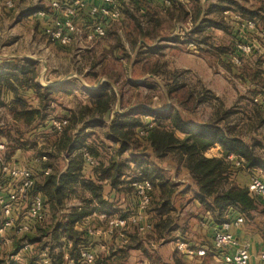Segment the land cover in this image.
<instances>
[{"label": "rangeland", "instance_id": "rangeland-1", "mask_svg": "<svg viewBox=\"0 0 264 264\" xmlns=\"http://www.w3.org/2000/svg\"><path fill=\"white\" fill-rule=\"evenodd\" d=\"M64 1L68 5L69 0ZM121 1L118 2L119 16L104 18L105 33L93 40L87 37L90 26L82 27L74 22L77 11L69 16L80 32L74 35L72 43L62 44L46 32L53 18L61 21L66 18L62 8L51 7V0H0V53L33 60L42 74V84L49 82L50 71L84 74V83L91 87L101 77L100 85L106 82L115 91L112 110H145L140 116L143 122L163 111L155 112L154 108L167 103V109L179 110L194 125L217 119L220 125H227L256 141L260 137L264 142V124L258 126V117H264V108L255 100L264 92V28L258 17L248 15L250 11L264 14V0H187L183 3L170 0V4L161 0L165 6L172 5L170 8L156 1L148 5L150 0H128L129 5L133 4L130 8ZM238 6L247 12L242 13ZM248 21H253V27L247 26ZM240 45L252 48L244 52L238 48ZM76 93L77 96L63 95V104L76 107L82 103L85 94ZM137 104L147 107L139 108ZM49 115L54 120L63 114L50 112ZM47 131L41 129L34 135L37 147L47 144L45 139L51 135ZM86 132L94 133L98 142L103 140L108 152L115 148L105 140L104 129L93 127ZM33 151L29 147L16 157L26 163ZM230 156L234 161L236 156ZM179 178L184 179L182 175ZM114 206L120 212L123 202ZM94 214L86 223L88 227L103 224ZM27 233L8 235L9 242L0 238V260L16 264L44 261L45 251L37 252V244L29 243ZM24 243L29 244L28 249H23ZM127 253L123 257L120 254L121 264L142 263L140 253L130 251L134 256L129 259ZM35 256L38 257L34 259Z\"/></svg>", "mask_w": 264, "mask_h": 264}, {"label": "trees", "instance_id": "trees-1", "mask_svg": "<svg viewBox=\"0 0 264 264\" xmlns=\"http://www.w3.org/2000/svg\"><path fill=\"white\" fill-rule=\"evenodd\" d=\"M238 8L242 13L247 12L242 6ZM262 10L264 12V7ZM248 15L258 17L264 28V14L250 11ZM37 73L33 60L21 58L0 63V96L4 90L14 93L9 107L14 122L0 127V136L8 142L4 156L6 162L10 161L16 148L27 146L33 148L36 155L46 156L43 168L50 167V172L38 180L34 178L32 191L42 197L46 214L48 209L49 214L37 222L34 231H29L27 235L30 236L29 243L37 244V252L44 250L50 256V264H64L65 252L76 258L80 249L88 246L86 231L77 230L75 224L105 206L103 181L118 192L133 191L130 182L122 180L129 172L135 174L134 180H148L152 188L159 191L151 207L159 218L155 223L159 234L172 222L175 207L171 202L177 189V184L163 173V167L173 169L177 176L186 175L188 183L194 187L195 197L211 213L215 225L232 219L230 210L242 213L244 219L252 217L258 206V197L250 196L247 186L233 183V169L254 171L264 168L262 139L256 141L245 137L227 125H220L217 119L194 125L186 121L179 110L170 109L157 112L147 122L140 119L145 110L128 109L114 113L107 124L103 119L112 110L116 94L111 85L104 82L95 90L80 85L88 96L69 110V115L64 118L66 124L60 131L51 125L47 129L51 134L45 139L47 144L36 148L35 141L28 139L29 131L34 123L42 122L49 116L48 106L53 100L51 89L34 81ZM19 88H30L36 93V107L28 105ZM80 122L84 123L83 126L73 133ZM263 124L264 117H258V126ZM93 127L105 130L104 138L116 144L114 151L108 152L104 141L98 142L94 133H83L85 128ZM141 130L145 134L141 135ZM216 145L220 147V157L206 156L205 152ZM124 154L129 157H123ZM85 155L92 157V165L86 163ZM230 155L236 156L234 160L241 165L236 167L234 161L228 160ZM65 159L66 166L61 170ZM85 164L91 166L94 180L84 178ZM71 199L77 200L80 205H67ZM8 232L11 237L20 236ZM0 264L16 263L0 260ZM25 264H31V261Z\"/></svg>", "mask_w": 264, "mask_h": 264}, {"label": "crops", "instance_id": "crops-1", "mask_svg": "<svg viewBox=\"0 0 264 264\" xmlns=\"http://www.w3.org/2000/svg\"><path fill=\"white\" fill-rule=\"evenodd\" d=\"M152 1L159 2L160 5L170 8L171 6H165L161 0H150V2H147L148 5L152 3ZM186 2L187 0H181L178 1L180 3ZM70 2V0H69ZM83 6L77 10L76 16L74 17V22L77 25H80L82 27H88L89 24L92 22V16L89 14V8L93 5H99L100 3L94 1V0H82ZM176 2V0H175ZM122 4L130 6V8L133 6V4L129 5L128 0H122ZM147 5V6H148ZM121 5V10H122ZM145 7V11H147ZM122 14V12H121ZM85 47V48H89ZM82 48V49H85ZM7 56L0 53V63L6 60H17L21 59L19 55H10V57H7L9 59H6ZM181 68L189 69L187 67L180 66ZM47 75L49 76V82L47 84H42L40 80L42 79V74L39 72L37 73L34 81L41 86L48 87L53 92L52 99L50 101V104L48 106V109L50 112L56 113L59 112L63 115L60 116L59 119H64L69 115V110L74 108L63 104L62 96L63 95H74L77 96L76 92H80L82 94H85V98L88 96L85 90H82L79 86L82 85L87 89L95 90L100 85L99 81L102 80V78H98L96 84L94 86H88L85 84L86 76L84 74L76 75L74 73H68V74H62L61 72H48ZM112 84V83H111ZM21 94L23 92L24 97L26 98V101L28 105L32 107H36L38 103V98L36 93L28 88L25 90H22L19 88ZM115 92V91H114ZM60 96V97H58ZM14 93L10 90H4L2 91V94L0 96V100L2 104L0 105V127H5L6 125L13 123L14 120L12 119L11 113L9 112V107L11 105V102L13 100ZM83 100V101H84ZM139 108H145L146 105L143 104H137ZM168 104L160 106L159 108H154L155 110H166L168 108ZM118 108V105L116 104V109ZM121 113L119 111L111 110L110 115H105L104 121L108 124L111 119L113 118L114 113ZM156 112V111H155ZM52 116L49 115L45 120L42 122H36L34 123L32 130L29 131L28 139L37 142L33 139L34 135L37 134L41 129L47 130L51 128L52 125ZM83 122H80L76 125V128L73 130V133H76L79 131V129L83 126ZM87 129L83 131V133L86 132ZM181 136V135H179ZM260 138V137H258ZM105 140L109 141L113 146L116 147V144L112 142V140H108L105 138ZM0 143L4 145V151L3 155L5 156V153L7 152V145L8 142L5 137L0 136ZM37 144V143H36ZM264 144V142H263ZM38 146V144H37ZM36 146V148H38ZM40 147V146H39ZM29 148L28 146L26 148H16L13 151V155L10 156V161H7L8 163L12 165H24L29 166L31 168L32 173L34 174L35 180H38L40 176L46 175L44 174V170L46 168L49 169L50 167H44L43 163L46 160L41 159L42 155H36L33 151V154L28 157V162L23 163V161H19L16 157L17 153H19L22 150H25ZM113 148V147H111ZM115 148L112 150L114 151ZM205 155H209V157H220V147L216 145L214 148L212 147L210 150H208ZM41 156V157H40ZM125 157H129L127 154ZM37 158V160H34ZM232 157H228V160H232ZM67 160L62 164L61 170H63L66 166ZM164 171L163 173L165 175L169 176V179L171 182H174L177 184V189L174 192V195L172 197V206L175 207V211L173 214V219L170 224V226L165 229L162 233H157L155 230V223L158 221V216H156L155 212L151 209L153 205V200L157 199L158 195V189L152 188L151 190V202L149 206L142 211L144 214L143 217L137 221L136 223H129L126 229V235L128 241L123 244L119 240V238L115 237H92L88 236L86 244L95 254L96 264H121L122 259L121 257L125 255V251H128L127 256L128 259L131 256H134V253H129L132 250L137 251V253L142 255V263L141 264H215L216 259L214 255L211 253H207L205 256H197L194 255H187L183 252L179 251L176 248V242L179 240L186 241L188 245H191L193 247H212V235H213V229L215 227V222L213 221V218L211 216V213L203 208L201 203L197 200V198L194 195L193 186H190L187 179L185 178L186 175H182L184 179H186L185 183L183 182L184 179L179 178L180 176H177L173 173V169L163 167ZM234 175L232 178V181L234 184L239 186H247L249 182V178L251 176V173L258 174L259 179L264 182V168H258L257 172L246 170V169H238L234 168ZM133 172H129L126 175L122 177V180L125 182H130L135 174H132ZM83 175L86 179H92L94 180L95 176L91 170V166L88 164H85L83 167ZM103 194L102 197L106 201V204L104 207L99 208L98 210L94 211L92 214H98V215H104L103 217H97L103 224L99 225V228H105L107 224V219L112 216H124L129 211L131 213L138 212V202L137 198L133 194H129L128 192H118L112 186L107 182L103 181ZM184 192V194L180 195V193ZM123 202V208L122 211L117 212L114 204H119ZM67 205H80V203L77 200H69L67 202ZM24 207H17L14 210L15 214H18L19 216L23 213ZM46 214L48 217L49 209ZM122 213V214H120ZM230 217H237L238 215H242V213H239L238 211H229ZM91 216V215H90ZM89 215L87 216V221L89 220ZM258 216V217H257ZM264 198L258 197V209L252 212L251 218L244 219V222L239 227H233L231 229V232L233 235L241 242L247 245L248 253H249V259L247 264H264ZM46 217V218H47ZM244 217V216H243ZM82 222V221H81ZM81 222L77 225L75 224V228L77 230H81ZM36 224V223H35ZM35 224L33 225L32 231H34ZM150 224L151 228L149 229H139L140 226ZM9 232L7 231L5 233V238L8 237ZM85 243V242H84ZM101 258L99 257V255ZM46 255L47 262L49 261L50 264V256ZM126 256V257H127ZM106 258V259H105ZM125 258V257H124ZM110 260V261H108ZM140 260V259H139ZM108 261V262H107ZM130 263V260H128ZM131 264H140L137 261H132Z\"/></svg>", "mask_w": 264, "mask_h": 264}, {"label": "built area", "instance_id": "built-area-1", "mask_svg": "<svg viewBox=\"0 0 264 264\" xmlns=\"http://www.w3.org/2000/svg\"><path fill=\"white\" fill-rule=\"evenodd\" d=\"M99 5H93L89 8V14L92 16L93 21L89 25V40L103 36L105 29L103 26V19H116L119 16L118 2L120 0H94ZM165 4H170V0H163ZM53 9L64 10L66 18L63 21L53 18L52 24L47 27L46 32L52 39H57L62 44L72 43L75 39L74 35L80 32L77 26L72 22L74 13L83 6L82 0H70L68 5L63 0H51L50 3ZM246 23V22H245ZM247 26L253 27V21H248ZM244 52H249L252 48L250 45L238 46ZM237 59V58H236ZM258 104L264 108V92L258 94L255 99ZM66 124L64 119L52 120V125L57 131H60ZM151 124H149L150 126ZM140 134H145L144 130ZM4 145L0 143V237L5 242L10 240L5 238V233L11 231L14 235H21L33 229V225L44 219L46 215V208L44 201L39 193L32 191L34 186V174L29 166L12 165L5 161L3 151ZM231 157V156H229ZM45 159V157H41ZM34 160H37L35 158ZM86 163L92 165L94 160L91 156L85 155ZM236 167L240 166V162L234 160ZM49 169L44 170V174H48ZM133 188L135 197L138 202V212L128 213L124 216H112L107 219L105 228L88 227L87 219L83 220L80 224V229H84L88 236L92 237H117L121 243L128 241L126 229L129 223H136L143 217L142 211L146 209L151 200L152 186L148 180H134L130 181ZM247 190L252 197L264 198V182L258 176L252 175L247 184ZM24 207L23 213L19 216L14 213L15 208ZM103 217L104 215H97ZM244 222L243 215H238L230 220L223 221L215 225L212 235V247H193L188 245L186 241L179 240L176 242V248L187 255L205 256L207 253L214 255L215 264H247L249 253L247 245L241 243L231 232L233 227H239ZM79 223H77L78 225ZM150 224H145L139 229H149ZM68 246L70 243L68 242ZM29 244L24 243L23 249H28ZM63 261L65 264H94L95 254L88 246L82 247L78 256L72 257L67 252L63 254ZM47 260L39 264H47Z\"/></svg>", "mask_w": 264, "mask_h": 264}]
</instances>
